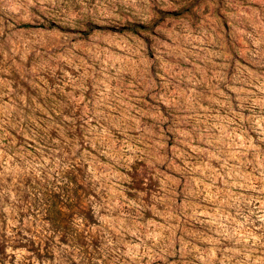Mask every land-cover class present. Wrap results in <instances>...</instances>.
<instances>
[{
    "label": "rangeland",
    "instance_id": "obj_1",
    "mask_svg": "<svg viewBox=\"0 0 264 264\" xmlns=\"http://www.w3.org/2000/svg\"><path fill=\"white\" fill-rule=\"evenodd\" d=\"M0 264H264V0H0Z\"/></svg>",
    "mask_w": 264,
    "mask_h": 264
},
{
    "label": "trees",
    "instance_id": "obj_2",
    "mask_svg": "<svg viewBox=\"0 0 264 264\" xmlns=\"http://www.w3.org/2000/svg\"><path fill=\"white\" fill-rule=\"evenodd\" d=\"M1 252V251H0Z\"/></svg>",
    "mask_w": 264,
    "mask_h": 264
}]
</instances>
